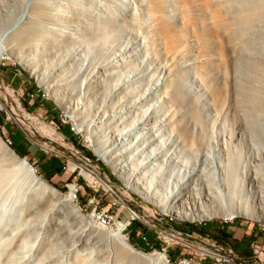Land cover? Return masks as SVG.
<instances>
[{
	"label": "rangeland",
	"instance_id": "374dc122",
	"mask_svg": "<svg viewBox=\"0 0 264 264\" xmlns=\"http://www.w3.org/2000/svg\"><path fill=\"white\" fill-rule=\"evenodd\" d=\"M22 14L0 43L9 63L0 75L17 69L26 80L20 96L0 81V168L10 172L0 183V264H239L233 249L234 260L202 253L215 252L212 243L230 248L206 235L211 228L230 224L238 233L254 223L258 232L264 220V0H0V32ZM33 88L43 106L31 105ZM11 111L33 122L18 126ZM44 143L82 171L95 170L115 195L102 184L95 192L81 171L46 174L52 153L41 150ZM96 147L126 171L134 167L153 193L177 195L180 216L161 210L159 195L148 202L128 188ZM24 158L46 182L57 175L59 189L51 186L64 197L66 183L84 185L74 201L82 220L46 194L32 202L33 186L15 167ZM92 197L119 223L130 208L137 230L123 231L127 241L132 230L136 250L171 260L153 263L121 248L110 233L119 223L104 228L92 206L84 211ZM113 198L119 204L108 208ZM228 210L236 220L225 224Z\"/></svg>",
	"mask_w": 264,
	"mask_h": 264
},
{
	"label": "bare ground",
	"instance_id": "6f19581e",
	"mask_svg": "<svg viewBox=\"0 0 264 264\" xmlns=\"http://www.w3.org/2000/svg\"><path fill=\"white\" fill-rule=\"evenodd\" d=\"M27 9V8H26ZM28 10V9H27ZM25 12V11H24ZM23 19H25V15L22 14L19 18H17V20H15L12 25L10 27H8L5 30H2L0 32V43H4L7 41V39H9L10 35L17 29V27L21 24V22L23 21ZM20 34H15V39L18 38ZM6 50V45L4 46H0V55ZM8 60V59H7ZM35 90V89H34ZM38 92H40V90H36ZM44 97V94H41ZM32 127V126H31ZM144 128H141V130H143ZM71 131L72 128H71ZM50 132V131H49ZM88 141L90 142V146H95L97 144V142L95 140L92 139V136L89 134L88 135ZM8 145H12L11 140H8ZM97 155L100 157V159L105 160V162L109 165H113L116 173L119 174V176H121V178H123V181L125 182V185L134 190V191H138L142 194L143 199L145 201L148 202H155L157 203L155 200H157L158 195L160 196L159 199V203L162 204L161 210L168 212L174 216H180V211L178 206L175 205L173 198L176 197L177 195H170L171 196V200H168L167 197L169 198V195H164L162 196V194L159 191H156L155 193L152 192V189L149 187H146L140 180V178L136 175L133 174L134 171H132L134 169L131 168L130 172L126 171L128 170V167L126 164H124L122 161H119L118 159H115L109 152L108 150L105 149H99L98 147H96L95 149ZM109 153V154H108ZM264 160V159H263ZM16 170L19 172H23L24 175L28 178L30 184L33 186L34 189V194L33 196H31V200L32 202H35L37 197H40V195H44L46 194L49 198V200L52 201V199H56L58 200L61 204L64 205V207L66 208L67 213L74 219H80L82 220L84 218L83 213L81 212V210L74 204V200L72 199V195L70 193L66 194V196H62L58 193V191L53 188L48 182H46L44 179H42L41 177H39L36 173L37 170L33 168L32 165H30L26 159H18L16 164H15ZM70 167H72V164L70 165ZM260 167H262L261 165L257 166L255 168V176H258V174L260 173L259 171H262V169H260ZM83 173V175L90 180V176L88 175V172H84L81 171ZM127 172V175H126ZM263 172V171H262ZM264 173V172H263ZM8 174H10V172H6L3 171V169L0 168V183L4 182L7 178H8ZM124 175H126V177H124ZM263 175V174H262ZM123 176V177H122ZM183 188H186L188 190V188H190L189 184H183ZM185 189V190H186ZM219 193V190H216ZM215 191V192H216ZM216 192V193H217ZM222 192V191H220ZM178 194H181V192H178ZM220 194V193H219ZM221 195V194H220ZM186 195L183 194L182 198L185 197ZM215 196L218 198V194H215ZM259 196L261 198H264V191L260 190L259 192ZM224 201H228L227 196L225 195V193H223V197ZM49 200L45 203V205H47L49 202ZM219 200V198H218ZM257 213V210H255ZM228 214H226L225 216H228L227 219H223V221H227V220H235V213L231 210H228ZM211 215V214H210ZM95 221L98 223V221L96 220V217L94 215H91ZM131 216V215H130ZM100 226H102L100 223H98ZM205 223H199V225H205ZM125 224L123 223H119L117 225V228L113 231H111V238L113 240H115L120 246L121 248L133 253L134 255L143 258L144 260H148L151 261L153 263H159V262H163L164 260H166L167 262H169V260L166 259L165 254L161 253V252H154V253H143L141 251L136 250L128 241L126 236L123 234V227ZM259 228H264V220L258 225Z\"/></svg>",
	"mask_w": 264,
	"mask_h": 264
},
{
	"label": "built area",
	"instance_id": "2783aa9c",
	"mask_svg": "<svg viewBox=\"0 0 264 264\" xmlns=\"http://www.w3.org/2000/svg\"><path fill=\"white\" fill-rule=\"evenodd\" d=\"M8 66V60L6 57H4L3 53L0 55V66ZM2 89L1 85H0V90ZM34 89L31 90L30 93L27 94L29 101H31V105H33L35 102H39V106L43 105L42 102V98L43 96L38 92L35 91ZM41 98V99H40ZM36 100V101H34ZM12 112V111H11ZM12 116L14 118V121L16 122V124L18 126L19 123H21L22 125H25L26 123H28L29 120H31L29 117H25L23 114L20 116L14 112H12ZM35 120H37V118H34ZM31 122H33L31 120ZM59 126L63 127H68L71 131V126H69V123L67 121H62L61 117L59 119L58 122ZM58 126V128H59ZM61 130V129H60ZM72 133V131H71ZM78 135V134H77ZM25 136L33 143V141L30 139V137L25 133ZM41 150H43L45 153L49 154L52 153L51 157H55L59 160H61V172H60V176H64L67 175L68 177L71 176L73 173L77 172V171H82V167L81 165H77L75 161L67 158L65 155L54 151L53 149L49 148L45 143L40 146ZM86 161H89V159H86ZM73 164L74 168H71L70 165ZM88 175L90 176V180L85 178V182L87 183V186H89L90 188H92L95 192L98 191V188L101 187V184L105 187L106 191L109 192L110 194L115 195V192L113 190V188L106 183L105 181H103L102 178L99 177V175L95 172V170L90 169L88 170ZM68 193H70L72 195V199L74 201L78 202V197L77 195L79 193H81L82 190H84V185L83 184H79L77 182H68L65 184ZM98 202H95V198L92 197L90 199L87 200L86 203L83 204L84 207V211H86L90 206H92V210L90 215H94L96 217V220L98 221V223H100L102 225V227L106 228V227H116L117 223H119L120 221L117 219V217L115 215H112L111 213H109V209H98ZM119 204V202L117 201V199L113 198L112 201L110 202V204L108 205V208H111L112 206H117ZM128 210L130 211V218L128 221H126L123 227V231L125 229H127V227L129 226L131 220H134L136 216V214L130 209L128 208ZM235 220H227L224 221L225 224L228 223H233ZM259 233H264V228H258L257 229ZM126 238L128 239V237L126 236ZM142 239L145 240V237L143 236ZM212 248H216L215 252H210V251H205L204 253H202L204 255V257H212L214 259H219L221 257H231L233 260L236 257V254L233 252L232 249H223L221 247H218V245H216L215 243L211 244ZM252 255L255 259L256 264H264V245L260 244V243H254L252 246ZM186 261V260H184Z\"/></svg>",
	"mask_w": 264,
	"mask_h": 264
},
{
	"label": "crops",
	"instance_id": "0c3cea01",
	"mask_svg": "<svg viewBox=\"0 0 264 264\" xmlns=\"http://www.w3.org/2000/svg\"><path fill=\"white\" fill-rule=\"evenodd\" d=\"M7 74H13L11 80L17 82L16 86L12 85V83H13L12 81H10V82L8 81V78L6 76ZM0 81L2 84H4L5 82L7 83L8 89L12 92V94H16L17 96H20V94H22V92H23L22 87H23V84L25 83L26 80L21 79V72L18 71L17 69H14V70L5 69L3 74L0 75ZM19 92H21V93H19ZM37 108H40V107L38 106ZM205 225H203V226H205ZM256 226H257V228H259L258 225H256ZM233 228L234 227L230 226V224H229L225 228H223L222 230L224 232H226L227 234L231 235V237L238 242H240L243 238H245V243L240 245L239 249H235V251L239 255V261L241 262V264H256L255 259L252 255V246L254 243H260V244L264 245V233L256 232L251 227H247V228L242 229V225L238 226V229H240L241 231H238V233H236L235 231H233ZM198 230H200V232L203 231L202 227H200ZM229 232H231V233H229ZM205 233L207 236H209L211 234L216 235L217 230L214 229V227H213L210 230L206 231ZM204 237H206V236H204ZM218 242L225 244L227 247H230L229 244H227V243H223L221 241H218ZM226 249H232V248H226Z\"/></svg>",
	"mask_w": 264,
	"mask_h": 264
},
{
	"label": "trees",
	"instance_id": "16d2710c",
	"mask_svg": "<svg viewBox=\"0 0 264 264\" xmlns=\"http://www.w3.org/2000/svg\"><path fill=\"white\" fill-rule=\"evenodd\" d=\"M39 104V102H35L33 105H38ZM47 108V110L49 109L48 107H46ZM0 126H1V123H0ZM63 128H66V127H63ZM62 128V129H63ZM68 128V127H67ZM61 129V130H62ZM68 131H69V133H71V131H70V129L68 128ZM12 147L14 148V150L18 153V155H20L21 157H26V155L25 154H23L21 151H19L17 148H16V146L14 145L13 146V144H12ZM86 156L88 157V158H90V159H93V156H92V154L90 153V152H86ZM44 169H46L45 170V173L47 174V173H49V172H51V173H55V174H60V172H61V167L60 166H58V164H57V158H55V157H51L47 162H46V165L44 166ZM55 174H51V175H49V176H47L46 177V180H47V182L50 184V185H52V186H54L55 188H57V189H59V187H58V185H56L55 183H53L52 182V180L54 179V178H56L57 177V175H55ZM137 224H136V220L134 219V220H131V222H130V224H129V226L127 227V228H130V227H135ZM255 225L253 224V225H251V226H248V227H251V228H253ZM139 227V226H138ZM186 227H188V229L190 230V231H193V225H186ZM135 230H137V226H136V229ZM202 232V231H201ZM134 232L131 230V236L129 237V243L131 244V245H134V242H133V236H134ZM213 238H215L216 240H218V241H221V242H223V243H227V244H229V246H230V248H232V249H239L240 248V245H242L243 243H245V238H243L240 242H238V241H236L235 239H233L232 237H231V235H229V234H227L226 232H224L222 229H217V234L216 235H213ZM171 259H169V261H170ZM239 264H241V262L239 261Z\"/></svg>",
	"mask_w": 264,
	"mask_h": 264
},
{
	"label": "water",
	"instance_id": "95a60500",
	"mask_svg": "<svg viewBox=\"0 0 264 264\" xmlns=\"http://www.w3.org/2000/svg\"><path fill=\"white\" fill-rule=\"evenodd\" d=\"M33 89H35V88H33ZM25 159V158H24ZM236 220V219H235Z\"/></svg>",
	"mask_w": 264,
	"mask_h": 264
}]
</instances>
